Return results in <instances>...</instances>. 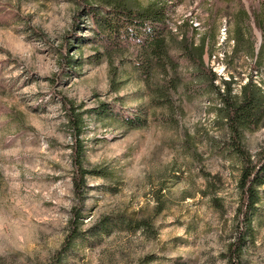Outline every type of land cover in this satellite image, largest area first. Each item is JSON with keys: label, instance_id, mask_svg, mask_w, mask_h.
Masks as SVG:
<instances>
[{"label": "rangeland", "instance_id": "374dc122", "mask_svg": "<svg viewBox=\"0 0 264 264\" xmlns=\"http://www.w3.org/2000/svg\"><path fill=\"white\" fill-rule=\"evenodd\" d=\"M140 1L167 7L181 81L164 95L154 88L164 77L157 69L148 79L134 45L93 39L76 0H0V264H229L244 164L223 103L184 43L190 50L205 40L215 84L222 87L221 74L234 77L239 98L251 74L264 79V58L261 73L253 70L262 41L254 13H264V0ZM65 56L82 57L75 72ZM69 101L84 111L83 160L93 170L82 203ZM102 102L136 114L140 125L97 114ZM244 146L253 155L264 148V120L245 130ZM260 194L243 264H264V186ZM76 207L80 235L56 262Z\"/></svg>", "mask_w": 264, "mask_h": 264}, {"label": "trees", "instance_id": "16d2710c", "mask_svg": "<svg viewBox=\"0 0 264 264\" xmlns=\"http://www.w3.org/2000/svg\"><path fill=\"white\" fill-rule=\"evenodd\" d=\"M81 5V11L87 20H91V30L94 33V40L107 48L125 47L134 45L139 66L144 68L145 75L151 79L155 70H159L164 77L163 85H158L155 92L159 95L165 94L169 85L176 90L180 83L179 62L171 55L168 34V11L161 1H150L143 3L140 0H76ZM257 26L262 32V41L256 55V62L253 70L261 73V64L264 58V13H254ZM73 37L78 38L77 36ZM244 39L238 38L236 49L240 48ZM187 49V58L195 63L199 75H205L220 97L226 113V121L231 131L232 147L236 154L243 161L244 167L239 180L241 190V203L237 209L238 227L236 239L229 245L227 258L229 264H243V247L248 239L251 228L252 217L256 204L260 201V189L264 186V148L255 155L251 154L244 146L245 130L258 128L264 120V88L260 86L251 74L248 80L241 85L240 97L233 94L234 77L230 80L222 79V87L215 84L216 73L206 65L203 53L206 50V41L192 46L188 50V41L184 43ZM208 45V42H207ZM80 47V46H76ZM103 53L95 55L96 61L102 58ZM79 59L74 56L64 57L66 66L75 72L80 64ZM64 62V63H65ZM74 67L75 70L72 68ZM172 73L171 78L169 74ZM264 85V79H261ZM160 99H164L163 97ZM170 102V98L165 100ZM67 114V121L77 142L74 145L75 176L73 178L74 190L81 203L84 199L87 175L92 173L84 165V145L80 139L85 127L84 111L82 106L75 105L73 101L64 104ZM110 107L102 102L95 110L99 115L115 117L123 124L131 127L140 125V117L127 110ZM116 111V112H115ZM74 218L71 223V230L67 235L62 248L57 253L56 262H60L65 251L71 248L75 239L80 235L79 223L82 218V208L76 207ZM110 218L106 217L102 224L107 227ZM127 222L136 228L148 225L146 220L128 219ZM102 226L99 231H104Z\"/></svg>", "mask_w": 264, "mask_h": 264}, {"label": "built area", "instance_id": "2783aa9c", "mask_svg": "<svg viewBox=\"0 0 264 264\" xmlns=\"http://www.w3.org/2000/svg\"><path fill=\"white\" fill-rule=\"evenodd\" d=\"M224 34L226 35V29H224ZM225 39V38H224ZM220 77V79L222 78V79H226V80H229L230 78L228 77V76H225V75H222L221 74V76H219ZM247 80H248V78H247ZM246 80V81H247ZM255 81L260 85V86H262L263 88H264V85L262 84V81L261 80H257V79H255ZM240 88H241V86H240Z\"/></svg>", "mask_w": 264, "mask_h": 264}]
</instances>
